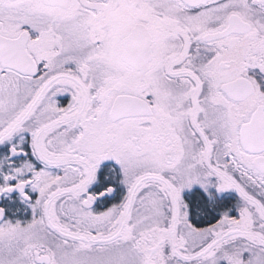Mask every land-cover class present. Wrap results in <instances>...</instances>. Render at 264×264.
Here are the masks:
<instances>
[{"label": "snow or ice", "instance_id": "6c2138e0", "mask_svg": "<svg viewBox=\"0 0 264 264\" xmlns=\"http://www.w3.org/2000/svg\"><path fill=\"white\" fill-rule=\"evenodd\" d=\"M0 264H264V0H0Z\"/></svg>", "mask_w": 264, "mask_h": 264}]
</instances>
